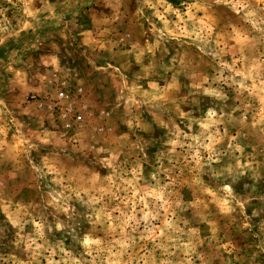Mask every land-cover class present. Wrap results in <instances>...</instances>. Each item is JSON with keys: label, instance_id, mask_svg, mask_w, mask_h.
Listing matches in <instances>:
<instances>
[{"label": "rangeland", "instance_id": "obj_1", "mask_svg": "<svg viewBox=\"0 0 264 264\" xmlns=\"http://www.w3.org/2000/svg\"><path fill=\"white\" fill-rule=\"evenodd\" d=\"M0 264H264V0H0Z\"/></svg>", "mask_w": 264, "mask_h": 264}, {"label": "built area", "instance_id": "obj_2", "mask_svg": "<svg viewBox=\"0 0 264 264\" xmlns=\"http://www.w3.org/2000/svg\"><path fill=\"white\" fill-rule=\"evenodd\" d=\"M81 93V88H68L60 92L53 103L48 104L54 112L55 120L67 131L72 130L84 120L87 105L75 101L79 99Z\"/></svg>", "mask_w": 264, "mask_h": 264}]
</instances>
